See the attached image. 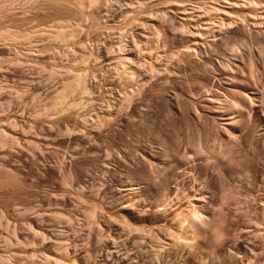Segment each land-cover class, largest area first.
Returning a JSON list of instances; mask_svg holds the SVG:
<instances>
[{"label":"rangeland","instance_id":"obj_1","mask_svg":"<svg viewBox=\"0 0 264 264\" xmlns=\"http://www.w3.org/2000/svg\"><path fill=\"white\" fill-rule=\"evenodd\" d=\"M38 1L0 0V264H264V25L232 0H91L99 26Z\"/></svg>","mask_w":264,"mask_h":264},{"label":"bare ground","instance_id":"obj_2","mask_svg":"<svg viewBox=\"0 0 264 264\" xmlns=\"http://www.w3.org/2000/svg\"><path fill=\"white\" fill-rule=\"evenodd\" d=\"M28 1V3H34V1L35 0H27ZM38 0H36V2H37ZM43 1V2H42ZM93 1V0H92ZM137 2H135L136 4H133V5H131L132 6V8L134 7L135 8V6L138 4V7H139V9L141 10V8H142V5L144 6L145 4V2H147L146 0L144 1V0H136ZM152 0H149V2H151ZM226 1H228L229 2V0H226ZM231 1V0H230ZM235 0H232L231 2H229V4L227 5L226 4V7H228V8H231V9H233L235 6H237L238 4L239 5H241L242 6V8H240V9H243V11H245V13L247 14L245 17H247L248 16V20H251V21H249L250 23L252 22V24L255 26H260V25H264V13H261V11L264 9H262L261 11H259V8H260V5L262 4L263 5V3H260L262 0H246V3H243L242 2V4H241V2L240 3H236V1L234 2ZM35 2V4H38L40 1H38L37 3ZM41 2L42 3H40L41 5H42V9L43 10H46V9H44V8H47V9H49L50 8V10H51V8L53 7V8H55L56 10L55 11H57L58 9L59 10H62V13H61V15H64L65 17H62L63 19L64 18H66L67 16H68V18L69 17H75V19H79L80 21L82 20H86V18L88 19V17H90V19H92L93 21H94V24L95 23H97V25L99 26V24H100V20H98L99 18L98 17H96V14L93 12V9H92V2H91V0H41ZM173 2V1H172ZM237 2H239V1H237ZM24 3H26V2H24ZM27 3V4H28ZM93 3H94V1H93ZM130 3H133V2H130ZM148 3V2H147ZM146 3V4H147ZM30 4H28V5H30ZM174 4V3H173ZM32 5H34V4H31L30 5V8H29V11H31V9H32ZM39 5V4H38ZM213 5H215V4H213ZM25 6V5H24ZM27 6V5H26ZM32 6V7H31ZM37 6V5H36ZM36 6H34V11H35V9H36ZM96 6V4L93 6V8ZM217 6V5H216ZM214 6L213 8L211 7H208V11H206L205 10V14H206V12H208V16H210L211 14H213V12L214 11H221V13H226V15H228L227 13H229L230 15L227 17V19L229 20V21H234L235 19L233 18V17H231L232 15H233V11L231 12V10L229 11V9H227V8H223L222 9V7H220L219 8V6ZM240 6V7H241ZM39 7V9L41 8L40 6H38ZM44 7V8H43ZM98 7V6H97ZM145 7H147V6H145ZM144 7V8H145ZM150 7V6H149ZM152 7V6H151ZM150 7V8H151ZM264 7V6H263ZM25 8V7H24ZM52 8V9H53ZM58 8V9H57ZM149 8V9H150ZM173 8V7H172ZM210 8V9H209ZM238 8V7H237ZM137 9V8H136ZM135 9V10H136ZM139 9H137V11L138 12H140V10ZM186 8H183V10H185ZM21 10V9H20ZM24 10V9H23ZM144 9H142L141 11L142 12H140L139 13V16H140V14L141 15H143V16H145V17H147L146 15H149V13L147 12V11H143ZM223 10V11H222ZM27 12H29L28 10H26ZM52 11H54V10H52ZM51 11V12H52ZM64 11H67V12H65L64 14H63V12ZM149 11V10H148ZM187 11V10H186ZM26 12V14H28ZM102 12V11H101ZM104 13H105V11H103ZM102 12V13H103ZM147 12V14H142V13H146ZM150 12V11H149ZM188 12V11H187ZM231 12V13H230ZM31 13V12H30ZM34 13V12H33ZM46 13V12H45ZM57 13H58V11H57ZM60 13V12H59ZM67 13V14H66ZM102 13H100V14H102ZM103 13V14H104ZM223 13V14H224ZM245 13H243L242 12V14H245ZM26 14H24V15H26ZM135 14H136V12H135ZM135 14H134V16H135ZM150 14H151V12H150ZM197 14V13H196ZM232 14V15H231ZM35 15V14H34ZM55 15V12H54V14L53 15H51V16H53V17H51V18H57V17H59V16H54ZM58 15V14H57ZM60 15V16H61ZM67 15V16H66ZM107 15V14H106ZM137 16H138V14H136ZM199 15V14H198ZM202 15H204V13H202ZM214 15H215V13H214ZM219 15V14H218ZM29 16H31L32 17V14L31 15H29ZM28 16V18H30ZM39 16V15H38ZM37 16V17H38ZM45 16V15H44ZM137 16H135V17H137ZM143 16H140V17H143ZM150 16V15H149ZM213 16V15H212ZM212 16H210V17H212ZM236 16H238V15H236ZM236 16H235V18H236ZM242 16V15H241ZM34 17V16H33ZM133 17V16H132ZM132 18L131 19V21H126V23H137V24H140L143 20L141 19V18ZM198 17V16H197ZM200 17V16H199ZM205 17V16H204ZM24 18H26V17H24ZM49 18V17H48ZM61 18V17H60ZM67 18V19H68ZM72 18H70L71 20H72ZM144 18V17H143ZM148 18V17H147ZM150 18V17H149ZM208 18V17H207ZM221 19L223 18L224 19V16H221L220 17ZM237 18H239V16L237 17ZM31 19H33V18H31ZM31 19H29V20H31ZM46 19V18H45ZM50 19V18H49ZM63 19H62V21H63ZM78 19L76 20V22L78 21ZM137 19H139V21H141L140 23H139V21H137ZM145 20H146V18H144ZM210 20H211V18H209ZM223 19L221 20V22L223 21ZM239 19H244V17L243 18H239ZM48 20V19H47ZM56 20V22H58L59 20L61 21V19H53L52 21H53V25H54V21ZM71 20H70V22H71ZM74 20V19H73ZM72 20V21H73ZM129 20V19H128ZM145 20H144V22H145ZM207 20V19H206ZM228 20H226V23L228 24ZM79 21V22H80ZM90 21V20H89ZM93 21H90V23L91 22H93ZM209 21V20H208ZM214 21V20H213ZM217 21V20H216ZM218 21H220L219 19H218ZM55 22V23H56ZM69 22V23H70ZM75 22V23H76ZM85 22V23H84ZM84 22H80V23H78L79 24V28L80 27H82V26H80L81 24H86V21H84ZM144 22H142V23H144ZM221 22L220 23H218V24H215V25H218V26H214V28L213 29H215L214 31H216V32H220L221 30H220V28H221V25H223L224 24V22H223V24H221ZM99 23V24H98ZM140 24V25H143V24ZM148 23V22H147ZM211 23H212V21H211ZM225 23V24H226ZM233 23V22H232ZM77 24V23H76ZM75 24V25H76ZM144 24H146V23H144ZM208 24V23H207ZM209 24H210V21H209ZM219 24H221V25H219ZM224 24V25H225ZM230 24V23H229ZM38 25V24H37ZM41 25V24H40ZM42 25H44V24H42ZM46 25V24H45ZM52 25V24H51ZM52 25V26H53ZM71 26H69L70 28H74L73 27V25L72 24H70ZM91 25V24H90ZM87 26L88 28L89 27H91L92 25H93V23H92V25L91 26ZM135 25V24H134ZM133 25V26H134ZM213 25V24H212ZM39 26V25H38ZM48 26L50 27V24H48ZM51 26V28H49V27H45L46 28V30H45V32H48L47 30H48V28L49 29H52L51 30V32L53 31L54 32V34L56 33V35H60L63 31H65L66 29H69L68 28V26H66L65 25V23H58V24H56V25H54L53 27ZM94 26H96V25H94ZM132 25H130V27H133ZM137 26H139V25H137ZM211 26V25H210ZM226 26V25H225ZM40 27V26H39ZM37 28V29H39L40 30V28H42L43 26H41L40 28ZM67 27V28H66ZM85 26L83 25V28H84ZM93 27V26H92ZM200 27V26H199ZM206 26H204V28H205ZM209 26H207V28H208ZM223 27V26H222ZM44 28V27H43ZM44 28V29H45ZM66 28V29H65ZM77 28H78V26H77ZM203 27L202 28H198V30H197V34H196V36H197V38L199 37V38H202L201 37V35L202 34H205V37H206V33H208L207 32V30H206V28L204 29ZM210 28V27H209ZM208 28V29H209ZM36 29V30H37ZM65 29V30H64ZM75 29V28H74ZM82 29V28H81ZM222 29V28H221ZM73 30V29H72ZM87 30V29H86ZM210 30V29H209ZM208 30V31H209ZM212 30V29H211ZM210 30V31H211ZM38 31V30H37ZM41 31V30H40ZM43 31V30H42ZM69 31H70V29H69ZM76 32H77V30H75ZM209 31V32H210ZM213 31V30H212ZM223 31V30H222ZM44 32V31H43ZM50 32V33H51ZM22 33V32H21ZM21 33H17V35L18 34H21ZM80 33V32H79ZM218 33H217V35H218ZM76 34V33H75ZM209 34V33H208ZM213 34H214V32H213ZM222 34V33H221ZM23 35V34H22ZM62 35H63V33H62ZM19 36V35H18ZM18 36L16 37V38H18ZM24 36H25V34H24ZM27 36V35H26ZM204 36V35H203ZM208 36V35H207ZM212 36V35H211ZM218 37V36H217ZM19 38H20V36H19ZM196 38V37H195ZM21 39H25V38H22L21 37ZM121 40V39H120ZM199 40V39H198ZM197 40V41H198ZM201 40V39H200ZM121 41H123V40H121ZM196 41V42H197ZM118 42H120V41H118ZM121 43V42H120ZM119 43V45L122 47L123 46V44L121 45ZM124 43H126L125 41H124ZM115 44H116V42H115ZM128 44V43H127ZM117 45V46H116ZM115 46V48H118L119 49V47H118V43L116 44ZM126 45V44H125ZM124 45V46H125ZM127 46V45H126ZM121 47H120V49H121ZM127 49H128V47H126ZM124 48H122L121 50H123ZM116 50V49H115ZM120 50V51H121ZM126 50V49H125ZM124 50V51H125ZM123 52V51H122ZM126 52H127V50H126ZM128 54V53H127ZM124 56V57H123ZM123 56H121V59L119 60V61H117L118 63H116V64H118L119 65V70L121 71V73L119 74V76L121 75L122 76V83L126 86V85H129V84H131V83H133L134 81L133 80H135V79H137L136 77H138L139 75H141L140 74V72H139V69L137 68V67H135L134 65H136V64H132V63H134V62H132L131 63V60L127 57V56H125V55H123ZM123 57V58H122ZM138 75V76H137ZM121 76H120V78H121ZM76 77H78V78H76V79H74V81L72 82V81H70L71 83V86H73L76 82H78L79 83V86H80V88H81V91H84V90H86L87 89V86H86V84H84L83 82H82V78H80V75L79 74H77L76 75ZM121 80V79H120ZM134 84V83H133ZM124 85H123V87H124ZM132 85V84H131ZM70 86V85H69ZM128 88H129V86H128ZM126 91H128L129 89H127V86H126V89H125ZM129 93L128 94H133L134 92L131 90V92H133V93H130V91H128ZM126 94H127V92H125ZM127 94V95H128ZM126 95V97H128ZM129 188H127V189H130L129 191H131V190H136L135 189V187H136V185L135 186H133L132 184H130L129 186H128ZM140 188V187H139ZM138 189V188H137ZM133 192V191H132ZM193 205V204H192ZM194 208V207H193ZM194 211V210H193ZM193 213H195V211L193 212ZM187 214V213H186ZM192 215V214H191ZM190 215V216H191ZM194 216V215H193ZM193 216H191V217H193ZM127 227H129V229H131V227L129 226V225H127ZM128 229V228H127ZM160 232H161V230H159ZM177 232H178V230H177ZM158 233V232H157ZM161 234V233H160ZM178 234V233H177ZM159 239H160V236L159 235H156ZM155 236V237H156ZM157 239V238H156ZM158 241V240H157ZM160 241V240H159ZM163 241V240H162ZM161 242V241H160ZM162 245V244H161ZM126 251V250H125ZM162 252V251H161ZM160 252V253H161ZM154 253V252H153ZM157 253H159V252H157L156 251V253H154V254H157ZM128 255V254H127ZM159 254H157V256H158ZM155 259V258H154ZM159 259V258H158ZM51 260V259H50ZM52 261H53V259H52ZM61 261H62V259H61ZM61 261L59 260V262L61 263ZM158 261V260H157ZM57 263H58V261H57ZM62 264H63V262H62Z\"/></svg>","mask_w":264,"mask_h":264}]
</instances>
